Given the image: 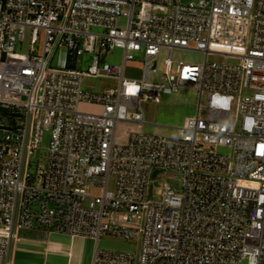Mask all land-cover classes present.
<instances>
[{
  "label": "built area",
  "instance_id": "obj_1",
  "mask_svg": "<svg viewBox=\"0 0 264 264\" xmlns=\"http://www.w3.org/2000/svg\"><path fill=\"white\" fill-rule=\"evenodd\" d=\"M116 50L122 64L103 62ZM188 51L205 61L174 59ZM141 53L142 78L127 77ZM86 79L117 87L92 94ZM184 88L200 94L197 116L176 136L146 133L143 105ZM0 107L15 119L0 124V264L21 230L90 238L92 264H264V0H0ZM119 123L140 127L125 146ZM166 171L182 188L155 203ZM104 236L138 249L102 250Z\"/></svg>",
  "mask_w": 264,
  "mask_h": 264
},
{
  "label": "rangeland",
  "instance_id": "obj_2",
  "mask_svg": "<svg viewBox=\"0 0 264 264\" xmlns=\"http://www.w3.org/2000/svg\"><path fill=\"white\" fill-rule=\"evenodd\" d=\"M200 0H182L183 4L198 3ZM126 22H122L121 26L125 28ZM42 42V41H41ZM40 42V43H41ZM28 46L20 47L19 52L26 53ZM165 52L162 53L158 62V74L151 75V82H162L163 77V65L165 59ZM175 60H183L188 64H202L205 61V55L199 52H176L174 56ZM83 63L80 66V70L87 71L91 66V59L88 56L83 57ZM143 53L137 54L135 61L127 65L126 76L134 79L142 78V63H143ZM123 61V52L121 50H116L112 55L106 56L103 62H107L114 65H120ZM209 61H215L223 63L226 61L224 56L211 55ZM228 63H233L231 60H227ZM57 62V61H56ZM56 62L54 65H56ZM83 87L86 91L92 94H100L107 89H114L117 87V82L110 79H86L84 81ZM200 102V94L198 91L191 88L180 89L178 92L165 95L162 97L160 104L146 103L143 105V111L148 125L144 128V131L149 134L162 135V136H176L178 134L177 128H182L186 126L188 121L197 116L198 107ZM203 104H206V97H204ZM79 111L82 113H100L102 110L96 105L89 103H81L79 105ZM9 110L0 107V124L4 126L5 130L8 126L12 124L13 119ZM204 114V111H203ZM153 126V127H152ZM160 127V128H155ZM140 127L135 124L119 123L116 135V141L118 145L125 146L128 142L131 134L139 132ZM4 135V132L0 131V137ZM50 133L46 132L43 138L41 148L36 151L32 162L33 167L30 169L31 173L37 170V167L46 165L47 158L49 154L50 147ZM220 154H229L228 149H219ZM182 181L181 175L175 171H166L164 175L159 177L155 183V192L153 201L158 202V196L164 189L165 185L172 186L180 190ZM114 189V181H111L110 190ZM93 193L95 195L101 194L100 188H95ZM45 231L48 235H45ZM36 239H48L50 240V248L56 249L59 240L62 238L61 234L53 233L50 231L42 230L41 234L34 236ZM63 239V238H62ZM23 244V243H21ZM22 246V245H21ZM95 246V243H94ZM100 248L102 250L108 251H124V252H135L138 249V244L136 242H128L121 238L113 236H104L100 240ZM39 246H33L32 258H28L30 264H65V258L59 257L56 254H50L49 256L44 255L45 249L42 251ZM62 249V247L60 248ZM45 256V257H44ZM11 259L14 264H19L20 257L17 259L13 258V248ZM21 260V259H20ZM67 264V263H66Z\"/></svg>",
  "mask_w": 264,
  "mask_h": 264
},
{
  "label": "crops",
  "instance_id": "obj_3",
  "mask_svg": "<svg viewBox=\"0 0 264 264\" xmlns=\"http://www.w3.org/2000/svg\"><path fill=\"white\" fill-rule=\"evenodd\" d=\"M147 122V121H146ZM153 127V126H152ZM155 128H160L156 127ZM42 230H21L18 233V239L13 243V258L19 260V264H30L28 258H32L33 246H39L41 251L45 249L44 255L47 257L50 254H56L59 257L65 258L67 264H92L95 252V241L90 238H71L62 235L56 249L50 248V240L36 239L34 236L41 234ZM45 235H48L43 231ZM23 243V244H21ZM22 245V246H21ZM62 247V249H60ZM32 255V256H31ZM44 256V257H45ZM65 263V264H66ZM64 264V263H63Z\"/></svg>",
  "mask_w": 264,
  "mask_h": 264
},
{
  "label": "water",
  "instance_id": "obj_4",
  "mask_svg": "<svg viewBox=\"0 0 264 264\" xmlns=\"http://www.w3.org/2000/svg\"><path fill=\"white\" fill-rule=\"evenodd\" d=\"M156 175H157V173H156ZM156 175H155V176H156Z\"/></svg>",
  "mask_w": 264,
  "mask_h": 264
}]
</instances>
